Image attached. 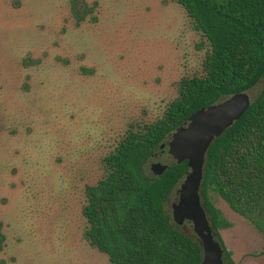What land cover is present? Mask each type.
<instances>
[{"label": "rangeland", "instance_id": "374dc122", "mask_svg": "<svg viewBox=\"0 0 264 264\" xmlns=\"http://www.w3.org/2000/svg\"><path fill=\"white\" fill-rule=\"evenodd\" d=\"M202 40L172 0H0V264H110L83 236L85 187L130 126L200 74ZM156 162L166 149L147 173ZM209 197L234 262L264 264V236Z\"/></svg>", "mask_w": 264, "mask_h": 264}, {"label": "trees", "instance_id": "16d2710c", "mask_svg": "<svg viewBox=\"0 0 264 264\" xmlns=\"http://www.w3.org/2000/svg\"><path fill=\"white\" fill-rule=\"evenodd\" d=\"M172 1L208 48L201 72L183 77L161 117L130 126L102 158L100 177L84 191L83 236L110 264H200L202 250L191 224L189 231L176 226L168 206L188 174L187 162L168 163L160 176L145 166L193 113L262 81L247 111L210 145L200 190L223 262L237 264L218 232L228 224L209 192L264 236V0ZM3 243L0 229V252Z\"/></svg>", "mask_w": 264, "mask_h": 264}, {"label": "water", "instance_id": "95a60500", "mask_svg": "<svg viewBox=\"0 0 264 264\" xmlns=\"http://www.w3.org/2000/svg\"><path fill=\"white\" fill-rule=\"evenodd\" d=\"M247 93H237L216 104L193 113L161 145L171 158V164L187 162L188 174L177 189V199L170 206L174 224L178 227L190 223L202 250L200 264H224L223 249L216 240L211 219L201 200L200 190L206 153L212 142L230 128L250 107ZM167 164L151 163L150 171L160 176Z\"/></svg>", "mask_w": 264, "mask_h": 264}, {"label": "flooded vegetation", "instance_id": "af4514ba", "mask_svg": "<svg viewBox=\"0 0 264 264\" xmlns=\"http://www.w3.org/2000/svg\"><path fill=\"white\" fill-rule=\"evenodd\" d=\"M180 184H181V183H180ZM180 184H179V185H180Z\"/></svg>", "mask_w": 264, "mask_h": 264}]
</instances>
